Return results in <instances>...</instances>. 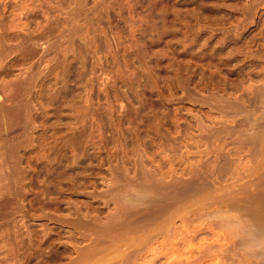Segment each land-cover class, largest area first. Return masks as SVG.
<instances>
[{
	"label": "rangeland",
	"instance_id": "rangeland-1",
	"mask_svg": "<svg viewBox=\"0 0 264 264\" xmlns=\"http://www.w3.org/2000/svg\"><path fill=\"white\" fill-rule=\"evenodd\" d=\"M263 172L264 0H0V264H264Z\"/></svg>",
	"mask_w": 264,
	"mask_h": 264
},
{
	"label": "bare ground",
	"instance_id": "bare-ground-1",
	"mask_svg": "<svg viewBox=\"0 0 264 264\" xmlns=\"http://www.w3.org/2000/svg\"><path fill=\"white\" fill-rule=\"evenodd\" d=\"M259 160H260V159H259ZM263 173H264V172H263ZM263 176H264V175H263ZM259 178H260V177H259ZM219 182H220V181H219ZM261 182H262V180H261ZM153 184H154V183H153ZM207 184H208V183H207ZM158 185H159V184H158ZM249 185H250V184H249ZM258 185H259V186H258ZM203 186H204V185H203ZM190 187H191V186H190ZM207 187H208V186H207ZM249 187H250V186H249ZM258 187L260 188V187H262V186L258 183V184H257V187L255 188V191H256V189H257ZM186 188H187V187H186ZM209 189H210V188H209ZM209 189H208V190H209ZM231 189H232V188H231ZM233 189H234V188H233ZM250 189H251V188H250ZM241 190H242V189H241ZM151 191H152V190H151ZM230 191H231V190H230ZM246 191H247V190H246ZM248 191H249V190H248ZM250 191H253V190H250ZM228 192H229V190H228ZM231 192H232V191H231ZM234 192H236V189H235ZM237 192H238V190H237ZM237 192H236V193H237ZM133 193H134V192H133ZM190 193H191V192H190ZM232 193H233V192H232ZM135 194H136V193H135ZM135 194H134V195H135ZM143 194H144V193H143ZM230 194H231V193H230ZM238 194H239V193H237L236 197H235V196H234V197L237 198V196H239ZM256 194H257L258 197H261V198L264 197V189H261V191H260V189H259V192L256 191L255 195H256ZM131 195H133V194L131 193ZM145 195H146V194H145ZM162 195H163V194H162ZM180 195H181V194H180ZM245 195H246V194H245ZM255 195H254V196H255ZM184 196H185V195H184ZM251 196H252V195H251ZM150 197H151V196H150ZM155 197H157V196H155ZM155 197H154V198H155ZM234 197H233V198L231 197V198H232V199H235ZM240 197H241V196H240ZM258 197H257V198H258ZM127 198H128V197H127ZM158 198H159V197H158ZM246 198H247V197H246ZM255 199H256V197H255ZM127 200H128V201L125 200V202H126V204H127V203H130V206H131L132 203H133V205H134V204H135V205H138V204H140V203H143V204H148V205H150V206H153V205H156V204H157V203H156V204L153 203V200H154V199H153V200H151V199H147V196L144 198L142 195H137L136 197L133 196V198L131 197L130 199L128 198ZM155 200H156V199H155ZM259 200H260V198H259ZM220 201H221V200H220ZM222 201H223V200H222ZM245 201H246V200H245ZM251 201L253 202V200H251ZM251 201H250V202H251ZM261 201H262V199H261ZM158 202H159V201H158ZM162 202H163V201H162ZM229 202H230V201H229ZM242 202H243V201H242ZM255 202H256V201H255ZM263 202H264V201H263ZM263 202H262V203H263ZM137 203H138V204H137ZM168 204H169V203H168ZM168 204H167V206H168ZM229 204H230V203H229ZM258 204H259V202H258ZM135 205H134V206H135ZM240 205H241V204H240ZM134 206H133V208H134ZM139 206H140V205H139ZM145 206H146V205H145ZM145 206H144V207H145ZM167 206H166V207H167ZM235 206H236V208H238L237 205H235ZM235 206H234V208H232V209H236ZM241 206H242V205H241ZM127 207H128V206H127ZM144 207H142V208H144ZM153 207H154V206H153ZM161 207H162V206H161ZM222 207H223V206H222ZM224 207H225V206H224ZM232 207H233V205H232ZM239 207H240V206H239ZM252 207H253V206H252ZM260 207H261V206H260ZM262 207H263V206H262ZM131 208H132V206H131ZM133 208L131 209L132 211L134 210ZM136 208H140V207H136ZM136 208H135V209H136ZM145 208H147V206H146ZM148 208H149V207H148ZM157 208H158V210L160 211L159 207H157ZM255 208H256V207H255ZM125 209H126V208H125ZM140 209H141V208H140ZM149 209H150V208H149ZM153 209H154V208H153ZM153 209H152V210H153ZM162 209H163V208H162ZM171 209H173L172 206H171ZM156 210H157V209H156ZM166 210H167V209H166ZM169 210H170V209H169ZM236 210H237V209H236ZM241 210H243V209H241ZM135 211H136V210H135ZM140 211H141V210H140ZM144 211H145V210H144ZM144 211H143V212H144ZM150 211H151V210H150ZM153 211H154L153 213L155 214L156 211H155V210H153ZM161 211H162V210H161ZM164 211H165V210H164ZM211 211H212V210H211ZM226 211H227V210H226ZM230 211H231V209H230ZM230 211H229V212H230ZM233 211H235V210H233ZM243 211H245V210H243ZM250 211H251V210H250ZM253 211H254V210H253ZM124 212L127 214L126 211H124ZM128 212H129V211H128ZM145 212H146V211H145ZM169 212H170V211H169ZM229 212H228V213H229ZM240 212H241V211H240ZM248 212H249V211H248ZM251 212H252V211H251ZM254 212H255V211H254ZM131 213H132V214H131ZM133 213H134V212H131V211H130V214L127 216V217L129 218L128 220H127V217H126L125 215H124L125 218H124V216H121V217H123V219L121 218V219H119V220H122V221H119V220H118V222H120V223L115 224V226H112L113 228L109 227V229L107 230V235L109 236V235H111V234H113V233H118L120 230H122V233H123V232H124V231H123V230H124L123 227H124V226H125V228L127 227V224H126V223H128V227H127L126 229H128L129 227H131V229H134V226H133V225L135 224L134 220H135V218H138V217H137L138 215L135 214V215H136V217H135V215H134ZM135 213H136V212H135ZM137 213L140 214V213H142V212H139V210H137ZM150 213L152 214V211H151ZM160 213H166V212H160ZM167 213H168V212H167ZM207 213L209 214L210 212H207ZM235 213H237V212H235ZM144 214H145V213H144ZM144 214H143V215H144ZM146 214H147V213H146ZM148 214H149V212H148ZM151 214H149V215H151ZM156 214H157V215H153V214H152V215H153L154 217L156 216L155 218H158V217H159V216H158V212H157ZM173 214H175V213H173ZM241 214H242V212H241ZM122 215H123V214H122ZM130 215H131V216H130ZM143 215H142V216H143ZM149 215H147V216H149ZM159 215H160V214H159ZM163 215H166V214H163ZM249 215L252 216V214H249ZM139 216H141V215H139ZM142 216H141V217H142ZM144 216H146V215H144ZM153 216H151L150 220H152V217H153ZM160 216L162 217V215H160ZM213 216H214V215H213ZM225 216H227V214H226ZM247 216H248V215H247ZM250 216H249V217H250ZM174 217H175V216H174ZM209 217H210V216H209ZM252 217H253V218H252ZM252 217H250V218H252L253 222H254L256 225H258V227H259V228H256V229H259V230H258V231H259V232H258L259 235H260L261 237H262V236L264 237V208H263V209H258V210L253 214ZM142 218H143V217H142ZM159 218H160V217H159ZM172 218H173V217H172ZM117 219H118V218H117ZM117 219H116V220H117ZM153 219H154V218H153ZM161 219H162V218H161ZM229 219H230V218H229ZM240 219H242V218H240ZM116 220H115V221H116ZM146 220H147V218H146ZM146 220H145V222H146V224H147L148 221H150V220H147V221H146ZM156 220L158 221V219H156ZM233 220H236V221H237V219H233ZM244 220H245V219H244ZM248 220H250V219H248ZM140 221H142V223H143L144 219H143V220H140ZM152 221L155 222V219L152 220ZM152 221H150L151 223L149 222L150 225H153V224H152ZM157 221H156V222H157ZM230 221H231V220H230ZM110 222H113V221H110ZM138 222H139V219H138ZM138 222H136L137 224L135 225V227L138 226L139 223H141V222H139V223H138ZM156 222H155V223H156ZM244 222H245V221H244ZM142 223H141V224H142ZM170 223H171V222H170ZM170 223H169V224H170ZM238 223H242V221L239 220ZM109 224H110V223H109ZM111 224H112V223H111ZM113 224H114V223H113ZM113 224H112V225H113ZM146 224L144 223V224H142L141 226L145 225V227H146ZM242 224H243V223H242ZM247 224H249V223H245L244 225L247 226ZM255 224H254V226H255ZM147 225H148V224H147ZM244 225H243V226H244ZM107 226H108V225H107ZM132 226H133V228H132ZM141 226L139 225L140 228H141ZM148 226H149V225H148ZM246 226H244V227H246ZM150 227H152V226H150ZM255 227H256V226H255ZM102 228H103V227H102ZM102 228H101V229H102ZM136 228H137V227H136ZM136 228H135V231H131V232H136ZM147 228H149V227H147ZM250 228H251V226H250ZM250 228H249V229H250ZM253 228H254V227H253ZM90 230H91V229H90ZM90 230H88V231H90ZM93 230H95V229L93 228ZM156 230H157V229H156ZM253 230H254V229H253ZM139 231H140V230H138L137 232H139ZM154 231H155V230H154ZM85 232H86V231H85ZM99 232H101V231H97V232H95V233L98 234ZM125 232H126V230H125ZM140 232H141V231H140ZM140 232H139V233H140ZM249 233H251V232H249ZM91 234H92V232H91ZM96 234H95V235H96ZM133 234H135V233H133ZM251 234H252V233H251ZM251 234H250V235H251ZM92 235H94V234H92ZM98 235H99V234H98ZM118 235H119V233H118ZM252 235H253V234H252ZM252 235H251V236H252ZM254 235H255V234H254ZM100 236H102V232H101ZM103 236H105V235H103ZM95 237H96V236H95ZM114 237H116V234H115ZM263 237H262V238H263ZM98 238H99V237H98ZM110 238H111V237H110ZM246 238H247V237H246ZM253 238L255 239V237H253ZM93 239H95V238L93 237ZM100 239H101V238H100ZM112 239H114V238H112ZM250 239H251V238H250ZM263 239H264V238H263ZM96 240H97V241H93V240H91V241H93V243H97V242H99L98 239H96ZM248 240H249V239H248ZM100 241H101V240H100ZM102 241H103V239H102ZM102 241H101V242H102ZM104 241H105V240H104ZM237 241H238V240H237ZM252 241H253V240H252ZM260 242L262 243V241H260ZM245 243H246V241H245ZM230 244H232V243L230 242ZM256 244H257V243H256ZM256 244H255V245H256ZM258 244H259V243H258ZM94 245H95V244H94ZM96 245H97V244H96ZM242 245H243V243H242ZM253 245H254V244H253ZM92 246H93V245H92ZM240 246H241V245H240ZM243 246H244V245H243ZM251 246H252V245H251ZM256 246H257V245H256ZM238 247H239V245H238ZM248 247H249V249H250V246H248ZM253 247H254V246H253ZM258 247H259V246H258ZM258 247H256V249H257ZM93 248L95 249V246H93ZM230 248H231V247H230ZM234 248H235V247H234ZM242 248H243V247H242ZM254 248H255V247H254ZM94 249H92V250H94ZM236 249H237V248H236ZM243 249H244V248H243ZM89 250H90V249H89ZM257 250H258V249H257ZM261 250H262V249H261ZM90 251H91V250H90ZM90 251H89L88 253H90ZM249 251H250V250H249ZM256 252H257V251H256ZM253 253H254V250H253ZM257 253H258V252H257ZM8 259H9V258H8Z\"/></svg>",
	"mask_w": 264,
	"mask_h": 264
}]
</instances>
